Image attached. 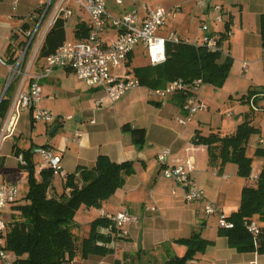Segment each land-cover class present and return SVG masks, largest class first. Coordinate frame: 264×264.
Wrapping results in <instances>:
<instances>
[{"label": "crops", "instance_id": "crops-1", "mask_svg": "<svg viewBox=\"0 0 264 264\" xmlns=\"http://www.w3.org/2000/svg\"><path fill=\"white\" fill-rule=\"evenodd\" d=\"M47 2L48 0H22V6L25 8L28 5L26 9L30 11L38 10ZM217 2L220 0H210L202 8L195 0L198 13L196 14L197 24L190 22V17H187L186 25L168 21L159 30L158 36L168 39L172 34H176L191 40L202 36L203 32L199 29L200 24L203 20L212 19L211 16L215 11L213 5ZM107 5L110 13L115 17H122L125 13L136 9L141 19L150 10L159 7L150 5L148 0H123L121 5L116 0H107ZM22 6H12L11 0H0V58L8 61H12L18 54L19 36L15 35V31H18L25 21L22 19L25 17ZM78 8V19L73 22L75 25L73 36L69 37L66 30L67 40H81L75 36V29L79 22L89 19V16L79 6ZM74 12L73 10L72 16ZM230 16L234 17V14L231 12ZM211 30L213 32L223 31L218 26ZM119 34V29L109 26L102 33V39L108 44ZM137 54L145 56L147 61L140 65H133ZM44 63L45 57L40 58L35 63L33 71L39 72ZM147 65L156 64L149 50L142 44H138L123 65L111 66V72L120 77L136 76L134 68ZM1 67L4 66L0 64ZM247 70L245 71L242 65L243 74L247 73ZM0 75L2 76L1 73ZM3 78L2 76V80ZM229 79L230 76L222 90L228 86ZM41 84L43 98L37 106L50 110L57 119L45 122L36 116L35 108L22 109L14 113L9 123V131L13 129V132L0 142V165L5 159L1 152L2 144L17 135V129L23 118H28L30 123L32 144L19 147L28 149L32 146V148L50 146L60 156L64 174L74 172L80 166L94 165L100 154H105L116 162L132 160L135 163V172L127 176L125 185L107 199L101 208L83 206L85 208L83 210H88L89 213L94 211V216H91L86 224L75 220L74 231L78 236H88L92 221L102 216V211L111 214L129 211L138 216L139 220L124 224L128 234L113 240L110 244L114 248L113 253L105 256L91 254L83 258L80 252L74 260L65 264H112L115 259H123L130 264H164L172 257L184 255L188 250V244L183 239L196 234H201L205 239L212 241L203 252L196 255L195 262L198 264H251L253 261L264 264V253L240 252L233 248L228 238L219 232L218 214L207 215L205 213L204 205L207 202L217 203L222 208L225 186L229 185L233 189L236 183L234 184L233 181L226 183L215 178V176L224 174L228 165L221 169V173L213 171L212 175L210 174L212 163L207 146L194 141L197 133L204 134L203 129L200 128L202 120H195L196 116L192 120L191 117L189 122L193 123L192 126H180L186 124L180 122V117L186 113L174 95L162 100L151 94V88L141 85L129 90L113 103L98 105L96 101L103 94L102 88L91 86L85 80L80 79L70 67L56 68L50 76L41 80ZM250 86L249 89H264L255 87L256 85L252 83ZM201 93L200 98L202 99L203 92ZM8 113L7 110L3 115L0 111V129ZM229 114L228 116L232 117V113ZM242 115L241 117H247L245 114ZM254 125L258 127L256 123ZM125 126L142 129L144 135L139 133L137 141H133L131 132L124 130ZM53 128H56V131L51 133ZM76 131L82 132L77 140H75ZM34 136L38 139L35 140ZM143 138L144 141H141ZM260 142L264 145V139ZM165 149L170 150L169 165H180L187 158L195 161L194 177L206 192L204 201L188 202L184 197L182 185L163 175L164 164L159 161L158 155ZM11 150L16 154L15 144L11 146ZM16 155L18 157L19 154ZM34 162L35 169L40 167V172L46 167L39 155L34 154ZM229 168L235 170L234 167ZM228 177L229 174L222 175V178L226 180ZM3 180L8 181V178L4 176L1 181ZM9 180L14 181L12 178ZM238 182L237 197L224 203V208L228 212H234L240 206L241 199L238 198V189H243L246 181ZM258 224L264 226L263 222ZM99 230L108 232L106 227H100Z\"/></svg>", "mask_w": 264, "mask_h": 264}, {"label": "trees", "instance_id": "trees-1", "mask_svg": "<svg viewBox=\"0 0 264 264\" xmlns=\"http://www.w3.org/2000/svg\"><path fill=\"white\" fill-rule=\"evenodd\" d=\"M230 16L228 24L232 22ZM23 27L28 28L27 23ZM91 30L90 19L78 23L75 36L83 41L88 40ZM221 40L229 38V33L222 31ZM261 38L264 46V13L261 15ZM67 40L66 19L59 17L48 31L39 50L38 58H44L55 51ZM166 60L156 65L134 68V72L142 85L149 88L165 87L178 79L191 83L198 78L203 82L223 85L232 69V55L224 56L220 50L211 51L206 46H196L185 40H168L166 44ZM14 61V59L12 60ZM15 86L12 85L2 100L0 111L4 115L10 106V96ZM181 107L186 95L173 94ZM243 101L254 102L264 109V89H250L242 97ZM263 102V103H262ZM262 103V104H261ZM251 114L241 122L235 132L222 135L219 131L209 134L197 133L195 143L207 146L210 162H220L221 169L228 162L238 164V173L250 182L242 189L239 208L227 216L233 227L220 226V234L226 236L229 244L240 252L257 251L264 253V226L258 236L248 230L246 225L254 221L256 216L264 220V163L263 168L251 183L254 157L247 155L250 135L261 129L250 123ZM130 131L133 141L144 130L125 126ZM144 141V138L141 140ZM16 154L23 153L27 160L24 167L29 169V190L26 196L10 205L4 212L8 228L4 236V248L13 256L12 264H65L74 260L81 252L83 258L91 254L105 256L114 252L110 246L118 238V229L105 216L92 221L88 236L79 237L75 216L78 210L101 208L103 203L126 183L127 176L135 172L132 160L113 161L109 156L100 154L92 166H80L74 172L64 175L55 174L50 167H44L40 178L35 176L34 148L22 149L15 143ZM255 156L264 160V145L255 149ZM252 180V181H251ZM112 227L109 232H102L100 227ZM188 244L187 252L182 256L168 259L164 264H198L196 255L203 252L212 241L201 234L183 239ZM112 264H130L123 259H115Z\"/></svg>", "mask_w": 264, "mask_h": 264}, {"label": "built area", "instance_id": "built-area-1", "mask_svg": "<svg viewBox=\"0 0 264 264\" xmlns=\"http://www.w3.org/2000/svg\"><path fill=\"white\" fill-rule=\"evenodd\" d=\"M75 2L88 16L91 22V30L88 40L74 41L66 40L54 52L45 57V63L39 72L33 71L39 50L44 39L53 24L59 17L65 19L73 14V8L70 2ZM122 4L123 0H116ZM210 0H197V5L205 7ZM180 7V6H178ZM216 11L215 21L217 23L224 20L228 11L224 4L217 2L213 5ZM176 9H166L158 7L152 9L141 19L136 9L125 13L122 17L113 16L108 8L107 0H56L55 4L49 2L47 6H42L36 10L37 14L31 13L24 23L28 28L21 27L15 31L19 36L22 31L25 35L24 40L17 44L18 54L14 61H8L0 58V64L8 71L4 82L0 75V105L7 95L8 89L15 85L8 116L0 129V142L8 138L13 129L9 131V123L12 115L22 109L35 108L36 116L45 122H52L57 119L48 109L39 108L37 105L43 98V86L41 80L50 76L56 68L70 67L76 75L85 80L91 86L102 88L103 94L97 99L98 105L115 102L121 96L131 89L140 87L142 84L138 77L128 75L124 77L117 76L111 72V66L118 67L123 65L129 55L134 51L138 44L146 47L155 64L166 60V44L168 40L192 43L196 46H206L211 51L220 50L224 53L222 47V33L213 32L209 23L203 20L200 24V30L203 35L193 40L182 38L172 34L168 39L158 36V32L163 28L172 16H175ZM34 23V24H33ZM109 26L119 29L120 34L110 43H104L102 33ZM14 41V37L11 39ZM243 69H248V63L244 62ZM203 79L198 78L191 83L184 82L182 79L168 83L165 87L151 88V94L162 100L175 93H184L187 97L182 106L187 118L190 119L195 113L207 107L206 103L200 98V91L203 85ZM231 115V114H229ZM181 123H186L180 119ZM82 135L81 131L75 132V140ZM34 154L39 155L44 161L46 167H50L55 174L64 175L61 158L55 151L47 145L36 146ZM169 149L163 150L159 155V161L164 164L162 173L166 178L173 179L184 188V197L188 202L204 201L206 192L194 177L196 163L191 158L185 159L180 165H169ZM21 165H27V160L23 153L18 155ZM257 179L258 175L252 177ZM19 199V187L14 181H0V257L8 260L7 251L4 248V236L8 228V222L4 214L5 210ZM154 208V207H153ZM204 211L207 215L218 214L220 226L230 228L233 223L227 219L222 208L214 202H207L204 205ZM102 216L107 217L112 225L118 229V236H126L128 231L124 224L128 222H137L138 216L129 211H121L116 214L102 211ZM248 230L253 236L261 233V226L255 221L246 223ZM108 227L107 231H111ZM10 264V262H8ZM251 264H258L257 261Z\"/></svg>", "mask_w": 264, "mask_h": 264}, {"label": "rangeland", "instance_id": "rangeland-1", "mask_svg": "<svg viewBox=\"0 0 264 264\" xmlns=\"http://www.w3.org/2000/svg\"><path fill=\"white\" fill-rule=\"evenodd\" d=\"M49 2L55 4L56 0H48L45 4L47 6ZM150 5L164 7L166 9H176L175 16H172L169 21H174V23H179L186 25L188 23L187 17L191 19L190 22L197 24L196 14L197 10L195 8V0H148ZM224 4V7L228 11V14L225 15L222 22L217 23L215 21L216 11H213L211 16L212 19H209L210 29L213 27H220L223 31L229 33V38H224L222 41V47L224 49V56L231 54L233 58V65L230 71V79L228 86L222 90V87L225 85H214L211 82H204L201 87V92H203L202 100L207 103L208 108L203 111H198L192 116L195 120H202L200 128L203 129L204 134H209L212 131H219L222 135L230 134L237 129V126L246 120L242 114L250 113L252 115L250 123L258 125L261 131L253 132L250 135L247 146V155L254 157L253 168L251 177L259 175L262 168L264 160L260 157L255 156V149L257 146L262 145L260 140L264 139V109L259 108L256 104L252 102H246L242 100L244 94L249 92L250 84L256 85L255 87L264 88V51L262 46L261 38V15L264 13V0H220ZM11 5L22 6L19 0H11ZM70 6L73 8L74 15L66 20V30L69 37L73 36V30L75 28L74 21L78 19V5L71 1ZM178 6H181L179 8ZM23 7V6H22ZM28 5L23 9L24 16L22 19L28 18L31 13L37 14L36 9L31 10L26 9ZM158 8V7H157ZM20 10V9H19ZM234 14L232 22L228 24L227 22L230 19V13ZM184 16V17H183ZM189 22V23H190ZM173 23V22H172ZM34 24V23H33ZM25 35L22 31L19 32L18 39L20 41L24 40ZM19 41V42H20ZM40 58L36 59V62ZM147 61L146 57L142 54H137L133 60V65H140ZM244 62L248 63L247 73L242 72V65ZM0 73L4 77L8 75V71L5 67L0 68ZM2 80V83L4 82ZM15 86V85H14ZM14 90L11 91L13 93ZM202 94V93H201ZM263 103V102H262ZM261 103V104H262ZM232 113V117L228 116L229 113ZM180 118L186 121V124L180 125L183 127L192 126L193 123L189 122L186 114H183ZM178 123V122H175ZM31 127L28 122V118H23L17 129V135L11 139L4 141L2 144V155L5 156L2 165H0V181L5 176L9 179L12 178L19 187V197L22 198L27 195L29 190V169L22 166L19 163L17 155L11 150L13 144L17 146L25 147L32 144V139L30 135ZM37 140V136L33 137ZM213 165V167H212ZM210 167V174L212 175L213 171L220 172L221 165L220 162L212 164ZM226 168V174H229L228 179L222 178V175L215 176L216 179L220 181H225L226 183L234 182V188L231 189L229 185L225 186L224 194L222 198V208L224 209L225 215H229L231 212L226 211L224 208V203L227 200H232L237 197V185L239 186L238 181H246L245 186L250 182L244 176H241L238 173V164L234 162H228ZM234 167V171L232 168ZM212 170V171H211ZM221 173V172H220ZM35 176L37 179L40 178V167L35 169ZM252 181V180H251ZM251 183H256L253 181ZM242 188L238 189V198L241 199ZM84 207L78 210L75 220L81 224H86L87 220L91 216H94V211L89 213L88 210H83ZM232 210V209H229ZM89 213V214H87ZM219 218V217H218ZM254 221L257 223H264L259 216L254 218ZM220 225V223H219ZM89 229V225H88ZM81 237V236H79ZM9 257L8 260H4L0 257V264H12L13 256L7 254Z\"/></svg>", "mask_w": 264, "mask_h": 264}, {"label": "water", "instance_id": "water-1", "mask_svg": "<svg viewBox=\"0 0 264 264\" xmlns=\"http://www.w3.org/2000/svg\"><path fill=\"white\" fill-rule=\"evenodd\" d=\"M54 131H56V128H53V129L51 130V133L54 132Z\"/></svg>", "mask_w": 264, "mask_h": 264}]
</instances>
